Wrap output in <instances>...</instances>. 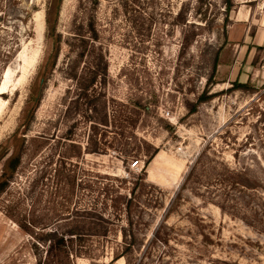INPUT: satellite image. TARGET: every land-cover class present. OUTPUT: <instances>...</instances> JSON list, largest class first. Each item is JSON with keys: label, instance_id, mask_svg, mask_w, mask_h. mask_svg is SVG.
<instances>
[{"label": "rangeland", "instance_id": "obj_1", "mask_svg": "<svg viewBox=\"0 0 264 264\" xmlns=\"http://www.w3.org/2000/svg\"><path fill=\"white\" fill-rule=\"evenodd\" d=\"M78 1L61 2L57 61L0 193V264H38L40 227L86 224L92 204L106 235L85 234L69 264H126V244L128 264H264V0H98L83 61L67 45ZM46 3L0 0L7 156L47 52Z\"/></svg>", "mask_w": 264, "mask_h": 264}, {"label": "trees", "instance_id": "obj_2", "mask_svg": "<svg viewBox=\"0 0 264 264\" xmlns=\"http://www.w3.org/2000/svg\"><path fill=\"white\" fill-rule=\"evenodd\" d=\"M98 0H79L78 7L73 18V29L70 33L72 36L70 40H67L68 47L73 50L76 49L77 60H82L87 58L90 49L88 46L90 40L98 39V30L96 29L94 22L92 21V12L96 6ZM199 5H202L204 0H198ZM62 0H47L45 7V25H46V34L45 38L48 44L46 55L41 62L36 78V83L29 90V95L25 100L24 107L21 111L20 122L17 129L9 136L15 144L8 154V149L6 144H0V161L5 158L3 162V173L0 177V193L4 190L8 178L13 174L17 168L21 152L20 149L24 142V136L19 130L27 127L29 122L34 116V112L40 102L42 85L45 82L47 73L54 67L57 61V57L60 49L61 35L57 32L58 25V14L61 6ZM230 9V6H227V10ZM180 11V10H179ZM256 49H259L261 46H255ZM86 61H84V64ZM90 65V64H89ZM84 66V65H83ZM216 67V63L213 65V72ZM85 70L79 74V82L82 85V90L86 91L88 89V82L84 79ZM72 78L77 76V72H71L69 74ZM213 75V73H212ZM211 81V77L207 79V82ZM92 82V80H90ZM247 89V84L240 82L238 79L231 81V86L229 89ZM213 96L212 93L207 94L206 90H203L198 95V101L204 102L210 99ZM142 109L145 112H150L149 104H142ZM90 217L86 224H81L79 226L76 224L77 220H71L68 216L61 217L58 219L57 226L42 229V234L40 233L39 243L43 246L46 245V248L42 253L37 254L38 264H47L49 260L54 264H69L72 262V257L82 254L85 251V246L80 243L83 239L82 237L86 234L87 236H104L106 235L107 227L105 223L107 220L104 218L103 214L98 210L95 204H92L89 211L86 212ZM65 224H59L66 222ZM29 225L38 227L34 223H29ZM23 228H28L25 224H21ZM46 231V232H44ZM84 231V232H83ZM130 248V244H126L124 248L115 253L113 260L124 257L126 264L129 263L127 256V251ZM44 253V255H43ZM81 259V257H78ZM141 259H139L138 264H140ZM135 264V263H134Z\"/></svg>", "mask_w": 264, "mask_h": 264}, {"label": "built area", "instance_id": "obj_3", "mask_svg": "<svg viewBox=\"0 0 264 264\" xmlns=\"http://www.w3.org/2000/svg\"><path fill=\"white\" fill-rule=\"evenodd\" d=\"M168 113V112H167ZM139 165V160L138 159H134L133 161H131L130 163V167L131 168H138Z\"/></svg>", "mask_w": 264, "mask_h": 264}]
</instances>
